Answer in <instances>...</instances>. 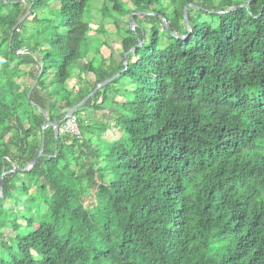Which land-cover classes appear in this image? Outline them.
<instances>
[{"label": "trees", "instance_id": "trees-1", "mask_svg": "<svg viewBox=\"0 0 264 264\" xmlns=\"http://www.w3.org/2000/svg\"><path fill=\"white\" fill-rule=\"evenodd\" d=\"M107 1L0 0V264H264V0Z\"/></svg>", "mask_w": 264, "mask_h": 264}, {"label": "rangeland", "instance_id": "rangeland-1", "mask_svg": "<svg viewBox=\"0 0 264 264\" xmlns=\"http://www.w3.org/2000/svg\"><path fill=\"white\" fill-rule=\"evenodd\" d=\"M126 3V6L128 9H132L131 5L128 3V0H122ZM51 7V6H49ZM107 7L111 8L112 4L107 0H89V17L88 22L90 26V30L87 33V40L90 43V48L88 53L85 55V60L93 62L94 65L99 64L100 62H97L100 60H105L107 64L110 62L109 59H112L115 63H119L121 60V48H120V38L119 34L116 33L115 23L111 20L110 17H106L102 13V8ZM48 9L42 10L38 13H34L36 15L43 14ZM113 16L115 13L111 12ZM28 15V12L26 13ZM32 16L29 17L31 19ZM128 17H122L121 19L118 18L117 24L118 26H124V21H127ZM142 26L145 28H148L150 24L146 21L141 22ZM95 48H98L95 50ZM82 63V62H80ZM78 66L79 62H77L76 65L70 67V78L67 80L66 86L68 89L74 88L76 86V83L79 82L77 78L78 74ZM72 77H74L72 79ZM82 79L93 81V75L90 73L81 74L80 76ZM72 80V82H71ZM116 100L122 101L121 98H118L115 96ZM112 115L114 113L112 112ZM94 119L98 122H109V116L105 115L103 112H96L94 115ZM115 136H117V133L110 131H107L105 134H103V137L106 139H112ZM86 208H91L92 203L88 202L86 205ZM4 236L12 235V231L8 228H5L3 231Z\"/></svg>", "mask_w": 264, "mask_h": 264}, {"label": "water", "instance_id": "water-1", "mask_svg": "<svg viewBox=\"0 0 264 264\" xmlns=\"http://www.w3.org/2000/svg\"><path fill=\"white\" fill-rule=\"evenodd\" d=\"M185 9H184V16H185ZM130 22H132L131 20H130ZM126 62V61H125ZM115 78V76H112V77H110V78H108V79H106L105 81H103V82H101V83H99V84H97L96 86H95V88L80 102V103H78L77 105H75L74 107H72L70 110H68V112L66 113V115H65V117L63 118V119H61L60 121H58V122H56L55 123V125H54V127H55V129H56V133H57V128H58V126L68 117V116H70L74 111H75V109L76 108H78L86 99H88L91 95H93L94 94V92L98 89V88H100V87H102V86H104V85H106L107 83H109L110 81H112L113 79ZM48 125V123H45V125L44 126H47ZM41 150H42V148L40 149V152L38 153V155L34 158V160L30 163L31 165L34 163V162H36L37 160H38V158L40 157V155H41ZM11 171H17V169L16 168H13L12 170H10L9 172H11ZM4 175V173H2L1 174V176H0V197H2V176Z\"/></svg>", "mask_w": 264, "mask_h": 264}, {"label": "built area", "instance_id": "built-area-1", "mask_svg": "<svg viewBox=\"0 0 264 264\" xmlns=\"http://www.w3.org/2000/svg\"><path fill=\"white\" fill-rule=\"evenodd\" d=\"M58 134H72L76 137L79 136L77 118L75 115L71 114L68 116L57 128Z\"/></svg>", "mask_w": 264, "mask_h": 264}, {"label": "crops", "instance_id": "crops-1", "mask_svg": "<svg viewBox=\"0 0 264 264\" xmlns=\"http://www.w3.org/2000/svg\"><path fill=\"white\" fill-rule=\"evenodd\" d=\"M74 77H72V79H73ZM71 82H72V80H71ZM82 84V83H81Z\"/></svg>", "mask_w": 264, "mask_h": 264}]
</instances>
